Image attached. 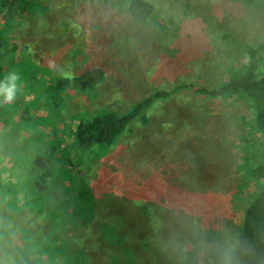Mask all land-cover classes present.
I'll list each match as a JSON object with an SVG mask.
<instances>
[{"label": "rangeland", "instance_id": "obj_1", "mask_svg": "<svg viewBox=\"0 0 264 264\" xmlns=\"http://www.w3.org/2000/svg\"><path fill=\"white\" fill-rule=\"evenodd\" d=\"M149 1L156 12L148 23L115 4L51 0L46 17L18 28L53 77L96 67L105 77L88 92L62 94L59 111H45L37 92L21 91L29 112L2 125L0 159L20 166L6 180L48 197L46 212L0 206V229L10 235L0 245V264H17L10 240L20 245L13 238L22 232L50 250L60 246L67 264L229 263L257 189L243 184V167L261 162L264 136L247 101H214L184 86H212L232 60L245 58L224 34L248 46L264 38V0L252 7L240 0ZM177 88L110 148L73 144L79 122L105 111L125 115L153 91ZM42 175L48 189L36 187ZM88 193L92 221L56 229L48 211L70 201L82 206Z\"/></svg>", "mask_w": 264, "mask_h": 264}, {"label": "trees", "instance_id": "obj_2", "mask_svg": "<svg viewBox=\"0 0 264 264\" xmlns=\"http://www.w3.org/2000/svg\"><path fill=\"white\" fill-rule=\"evenodd\" d=\"M90 1L99 2L103 5L115 4L124 7L126 8L124 10L129 12L137 23H148L156 12L155 5L149 0ZM240 1L251 7L258 5L257 0ZM48 2H51V0H0V81L11 73L19 76L17 81L18 91L14 101L4 103L0 99V139L4 133L2 125H7L16 118L21 121L29 112L26 105L21 106L22 101H25L24 97H26V94L21 92L22 90L27 92L29 88L28 92H37L40 95V106L44 107L45 111H49L51 107L53 110L58 109L59 111L61 103H63L62 94L63 96L66 95L71 89L88 92L99 85L105 77V71L101 67L86 70L74 76L68 75L70 78H65V74H58L53 77L52 73L48 72L50 68L40 66L35 60L34 53L30 48L31 45L20 39L18 28L27 19L46 17L50 9L48 5L50 3ZM22 20L23 22H21ZM223 39H229L228 44L241 46V49L245 52V58L237 57L239 59L232 60L225 67L224 77L212 86L202 84L200 86L185 85L184 87H191L196 94L214 101L219 99H242L247 101L254 109V129L264 136V38L260 42L249 46L238 44L231 33L224 34ZM37 81L42 82L40 88H37ZM178 90L177 88L173 91L168 89L153 91L122 116L105 111L79 122L72 127L73 144L80 145L83 148L95 146L110 148L126 132L131 130L132 125L138 119H146L145 113L157 102L169 98ZM8 108L11 110H7ZM8 115L10 117L7 119ZM260 156L261 162L256 167L250 165L243 167L245 170L243 179L246 180L243 184L255 182L257 189L253 192L255 196L244 212L241 233L237 237L236 247L228 264H264V149ZM6 162L0 159V173L3 174H0V206L7 204L14 210H20L30 205L35 209L37 208L39 212H46L44 209L47 194L41 193L39 190H37L39 191L38 194L34 193L33 190L32 192L31 190H25V188L20 190L17 188L19 184L15 180H6L8 175L15 177L16 172L20 170L18 164L9 161L11 166H8ZM45 177V175L38 177L36 181L37 188L43 187L46 189L47 187L48 189L50 183L47 182ZM225 183L229 185L228 181H225ZM87 195L88 197L82 206L70 201L66 205L55 207L50 213L48 211L47 217L56 225L54 226L56 229H59L60 225L67 227L69 224H77L76 226L81 227V222L86 224L92 221L95 208L92 204V197H90L91 193ZM112 234L113 232L110 230L106 231V235L110 236ZM37 235L40 237V233ZM8 236L10 238L8 232L0 229V237H2L0 245H4L3 239L7 240ZM16 238L21 240L22 244L14 246L13 241L10 240V245L12 248L19 249L18 257L16 256L18 259L17 264L69 263L70 257H64L61 260L62 263L60 262L59 258L63 254L60 246H55L53 250H50L48 243L39 244L36 241L37 236L34 237L32 232H22L14 237V240ZM82 255H85V253H82Z\"/></svg>", "mask_w": 264, "mask_h": 264}, {"label": "clouds", "instance_id": "obj_3", "mask_svg": "<svg viewBox=\"0 0 264 264\" xmlns=\"http://www.w3.org/2000/svg\"><path fill=\"white\" fill-rule=\"evenodd\" d=\"M65 78H70L68 74H65ZM19 80V76L15 73H11L4 78V80L0 81V99L4 103H11L14 101L18 91L17 81Z\"/></svg>", "mask_w": 264, "mask_h": 264}, {"label": "crops", "instance_id": "obj_4", "mask_svg": "<svg viewBox=\"0 0 264 264\" xmlns=\"http://www.w3.org/2000/svg\"><path fill=\"white\" fill-rule=\"evenodd\" d=\"M14 239V238H13ZM15 240H17V239H15ZM22 244V243H21Z\"/></svg>", "mask_w": 264, "mask_h": 264}]
</instances>
